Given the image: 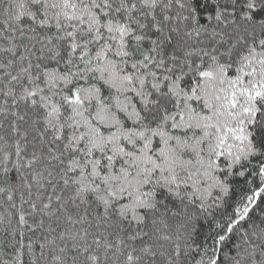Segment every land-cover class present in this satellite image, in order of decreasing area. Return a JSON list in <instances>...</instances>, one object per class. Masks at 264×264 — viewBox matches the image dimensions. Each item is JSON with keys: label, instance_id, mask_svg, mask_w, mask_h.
<instances>
[{"label": "snow or ice", "instance_id": "snow-or-ice-1", "mask_svg": "<svg viewBox=\"0 0 264 264\" xmlns=\"http://www.w3.org/2000/svg\"><path fill=\"white\" fill-rule=\"evenodd\" d=\"M0 264H264V0H0Z\"/></svg>", "mask_w": 264, "mask_h": 264}]
</instances>
